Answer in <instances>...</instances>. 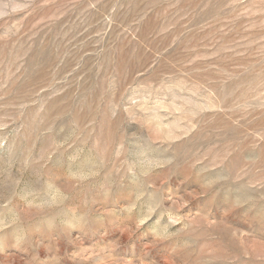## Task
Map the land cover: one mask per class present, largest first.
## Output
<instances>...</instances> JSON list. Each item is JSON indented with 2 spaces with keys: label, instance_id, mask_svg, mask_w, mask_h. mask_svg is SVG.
<instances>
[{
  "label": "rangeland",
  "instance_id": "rangeland-1",
  "mask_svg": "<svg viewBox=\"0 0 264 264\" xmlns=\"http://www.w3.org/2000/svg\"><path fill=\"white\" fill-rule=\"evenodd\" d=\"M0 264H264V0H0Z\"/></svg>",
  "mask_w": 264,
  "mask_h": 264
}]
</instances>
